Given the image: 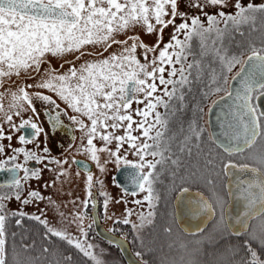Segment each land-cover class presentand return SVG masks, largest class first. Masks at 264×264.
<instances>
[{
  "label": "snow or ice",
  "instance_id": "1",
  "mask_svg": "<svg viewBox=\"0 0 264 264\" xmlns=\"http://www.w3.org/2000/svg\"><path fill=\"white\" fill-rule=\"evenodd\" d=\"M227 3L228 0H203L202 3L201 0H191L190 7L200 9L206 17L205 25L199 15L188 16L178 12V0H0V87L6 82L5 78H11L13 75L19 77L23 73L30 79L40 76L34 85L29 84L27 88L35 87L53 93L74 113L70 120L82 132L81 146L77 151L87 153L101 172L104 167L100 164L98 154L105 152L114 158L118 168L123 162L126 167L132 169L130 177L133 190L124 191L132 196H136L138 192L145 193L142 200H133L132 203L137 206L146 204L148 210L146 214H136L139 222L135 223L129 219L134 210L126 208L123 219L118 222L125 225L132 223L133 230H139L145 223L152 222L156 203L160 199L154 187L158 180L157 166L169 159L175 166L180 164L179 157L172 159L170 155H166L171 152L170 141L165 142L167 119L157 109L163 107L169 110L174 99H178L182 106V89L191 90L194 81H202L207 76L205 97L225 93L220 99L227 98L231 101L221 123L222 139L217 142L209 134L208 141L222 150L224 156L240 157L251 162L238 164L230 159H221V170L226 176L232 169L253 174L249 181L240 182L243 186L238 199L243 202V210L235 216L232 223H226L222 212L220 223L233 230L237 236L242 230L247 232L251 239L259 238L264 246V112H258L257 106L252 103L254 99L264 96V46H252L250 52L239 54H229L223 47V39L230 32H239L242 25L251 24L254 27L258 15L264 17V4L256 6L248 3L244 6L240 0H236L234 14L222 10L215 14L203 11L205 6H219L223 9ZM168 16L170 18L166 20L165 17ZM177 16L181 19L179 24L175 23ZM221 24L224 25L223 28L220 27ZM170 25L173 27L171 39L160 48L163 30ZM136 26H141L149 35L157 32L159 26L156 43L152 46L137 43L138 37L134 36L125 40L115 38L117 34L125 33ZM181 35L183 39H180ZM194 39L198 41L199 59L194 57L188 62V57L194 56ZM129 40L132 41L131 44ZM113 45H120V51L112 52L102 59L84 61L79 67L76 66L75 61L91 54L84 51L87 46H102L103 51L96 52L95 55L103 56ZM138 48L144 50V62L137 58ZM76 53L79 55H74ZM150 53L153 54L151 59ZM68 55H74V60L66 71L60 70L64 67L63 64L60 69L53 68L48 60L49 56L63 58ZM45 63H48L49 67L41 72V66ZM236 65H240V71L233 75L231 80L239 79L240 83L239 87L233 90L228 74ZM245 66L248 67L247 71ZM3 99L4 94L0 93V101ZM34 99L59 107L50 96L42 92L30 95L24 86L19 87L17 92H11L10 113L5 112L0 104V113L3 114L0 118L10 125L13 132L31 129L30 136L19 137L20 144L32 143L42 131L31 119H23L18 126L12 123L13 115L20 116L27 110L25 105L35 113ZM133 103L143 107H137L133 113L130 111ZM81 117L86 118L88 123ZM134 117H139V120ZM50 120L59 123V116H52ZM118 131L123 134L117 135ZM203 132V128L189 125L187 133L178 142L179 151L183 153L187 150L191 154L190 142H196L199 147ZM97 138L103 142V147H96L93 141ZM3 139L11 141V136H5L0 128V140ZM113 142L115 150L108 147ZM125 145V152H130L136 160L129 161L120 155ZM13 151L23 155L25 164L29 160H35L37 163L43 160L36 152L25 151L23 148ZM48 151L47 147L43 149L44 153ZM3 152L4 147L0 145V154ZM206 156L207 165L214 166L216 156H220V152L213 156L209 150ZM15 160L16 155H13L8 160L0 161V171L12 174L8 184L0 185V188L6 186L13 190L11 193L0 192V264H7L6 214L2 202L13 196L20 201L23 191L21 181L40 178L39 170L16 164ZM9 161L13 162L11 167H8ZM49 162L57 163L61 167L67 163ZM72 162L82 167L87 175V197L82 202L83 207L87 208L92 195L93 177L86 164L76 160ZM20 171L24 172L23 177H19ZM59 175L67 173L61 172ZM206 183L211 185L213 181L206 179ZM180 191L186 193L189 189L181 188ZM101 195L105 197L104 207L107 209L109 198L104 192H101ZM197 195L193 215L203 213L211 216L215 214L216 208L223 209V201L216 198L214 192L208 199ZM43 198L39 192L30 191L28 199L22 203L28 204L32 200L39 201ZM31 218L40 221L49 233L66 240L69 245L93 260L94 264H102L90 251L93 247L91 244L85 246V241L48 227L47 221L40 220L39 216ZM83 219V213H77L74 217V220L81 223ZM252 221L256 223L253 225ZM80 231L82 236L87 235L82 226ZM243 247L246 256L241 258L239 264H264V259L248 241H245ZM135 255L139 257L141 253L137 252ZM14 264L20 262L14 261Z\"/></svg>",
  "mask_w": 264,
  "mask_h": 264
},
{
  "label": "trees",
  "instance_id": "2",
  "mask_svg": "<svg viewBox=\"0 0 264 264\" xmlns=\"http://www.w3.org/2000/svg\"><path fill=\"white\" fill-rule=\"evenodd\" d=\"M230 45L229 54L248 53L252 46L256 48L264 46V35H262V31H259L255 38L240 40ZM192 52L194 56H190L189 62L194 57L199 59V48L197 50L192 49ZM239 66L236 65L235 70L228 74L229 80ZM194 76L195 70L193 71ZM196 83L199 84L196 85ZM206 85L207 79H203L202 81H194L191 90L182 89L184 93L183 110L174 112L178 113V116L182 114L187 119V125L195 121L196 127L205 129L199 147H197L196 142H190L191 154L186 150L189 154L185 156L186 159L188 158V180L183 183H176L179 189L181 187L196 189L203 192L208 198H211L214 192L215 197L223 201L224 207L227 200L220 160L227 161L230 159L238 164L251 162L240 157L224 156L222 151L216 148V145L208 141L207 127L200 123V109L202 107L207 108L211 101L224 93L205 97ZM224 87L227 88L226 85ZM178 102H180L178 99H174L171 105L176 108ZM191 103H195V107L189 111L188 108ZM252 103L254 104V101ZM209 150L212 151L213 156H216L218 151L220 152V156H216L214 166H208L206 163V154ZM166 155H170L172 159L175 158L174 153L170 152ZM170 161L171 159L167 160L159 167L165 168ZM190 161L196 165L191 167ZM206 179H211L213 184H207ZM157 188L160 189V199L154 210L156 219L150 224L148 223L147 227H155L159 232L164 228H168L170 231L167 233L162 231L164 245L157 249V253L149 250L143 251L144 257L147 259L144 264H239L241 258L246 256V250L243 247L245 241H248L251 247L264 259V246L261 245L260 239H251L247 232L238 237L231 235L226 226L220 223L223 210L220 208H216L217 216L201 234H183L177 229L173 216L172 200L175 190L170 196L168 195L165 177L159 182ZM255 223L256 221L252 222L253 225ZM5 233L7 264H14V261H19L20 264H94L93 260L69 245L66 240L53 236L47 231L44 224L29 216L20 215L16 212L6 214ZM94 247L101 253L97 258L102 264H125L120 256L114 257L107 253V248L103 245ZM154 256H156L155 259H152Z\"/></svg>",
  "mask_w": 264,
  "mask_h": 264
},
{
  "label": "rangeland",
  "instance_id": "3",
  "mask_svg": "<svg viewBox=\"0 0 264 264\" xmlns=\"http://www.w3.org/2000/svg\"><path fill=\"white\" fill-rule=\"evenodd\" d=\"M234 1L236 2V0ZM202 2L203 0H201V3ZM240 2L244 6H246L248 3H252L253 5H256V6L264 4V0H240ZM190 3H191V0L188 1L187 7H189V9H191L192 11L198 10V8L190 7ZM168 11L169 13L171 12L170 7ZM194 14L198 15L197 13H194ZM168 17H165V19H167ZM258 19H259V15H258V18L255 24L259 23ZM201 20L206 25V17L204 16L201 17ZM175 23L179 24L178 22H175ZM248 27H252V25L251 24L243 25V28H242L243 32L246 31ZM221 28H223V26H221ZM158 30H159V26H157V32ZM157 32H153L152 34L149 35L145 33L144 29L141 26H136L135 28H131L127 30L125 33L117 34L115 38L117 40H125L129 36H134V37H138L137 43L142 42L143 44L147 46H152L157 41ZM172 32H173V27L171 25L163 30V42L160 44V48H163L164 44L169 42V40L171 39ZM240 36H244V34H241ZM180 39H183L182 35L180 36ZM238 41H240L238 37L229 38L228 36H225L223 39V47L228 52L231 46L230 44L232 43L233 45L234 42H238ZM131 43L132 41L129 40V44ZM197 48H199L198 41L194 39L192 41V49L197 50ZM84 51L87 53H91V54L84 55L80 60L75 61L77 67H79V65L83 63L84 61H94V60L102 59L104 57H107L112 52H119L120 45H113L111 48L108 49L107 52L103 53V56L95 55L96 52L103 51L102 46L100 47L87 46L84 49ZM158 51L159 49H157V53ZM136 54H137V58L140 59L141 62H144L143 61L144 50L142 48H138ZM74 55H79V53H76ZM74 55H68L63 58H53L49 56L48 60L50 61V64L53 68L60 69V65L63 64L64 67L60 70L66 71L68 67H70L71 62L74 60ZM152 55L153 54L151 53L149 54V59L152 58ZM189 58L190 56L188 57V62H189ZM65 61H68V63H65ZM47 67H49L48 63L43 64L41 66V72H43V69ZM235 68L236 67H234L232 71H234ZM39 79H40V76H36V79H30L28 78L27 75L23 73L19 77L13 75L11 78H5L6 82L4 83L3 87H0V93L4 94V99L2 101H11V92H17L19 87L24 86L25 90L28 91L30 95L36 92H42L44 95L50 96L52 100L56 101V103L59 104V108H61L62 112L69 115V120H70V117L74 115V113H72V111L68 109L67 106L53 93L48 92L47 90L38 89L35 87L27 88V85L29 84L34 85ZM204 79H207V76H205ZM198 84L199 83H196V85ZM36 102H39V100H35V99L33 100L34 106H36L37 104ZM10 103L11 102L7 103V105ZM179 106L180 108L183 107V105L181 106V102H178L176 107H179ZM137 107L142 108L143 105H137L133 103L130 111L134 113V110ZM194 107H195V103H191L188 110L191 111L194 109ZM3 108L5 112H9V113L11 112V110L9 109V106L6 109L4 106ZM162 108L163 107H159L157 111L160 113ZM134 118L139 120V117H134ZM23 119H24V115L23 116L13 115L12 123H14L15 125L16 124L18 125L21 123L20 121ZM81 119H83L86 124L88 123L86 118L81 117ZM70 122L72 121L70 120ZM0 123H2L1 120H0ZM75 126H76V139L74 141L72 151H75V153H77V156H82L93 163L94 171L93 173H91L93 177L92 184L94 185L95 188L98 189V191H100L99 193L104 192L107 194V197L109 198L108 206L106 209L107 216L109 217V219H112V220H115L117 218H123L125 209L128 208V209L134 210V214L131 217H129L130 221L138 223L139 221L137 220L136 214L140 212H144L146 214L148 210L147 205H144L145 207L139 208L137 207V205L132 203L133 201L132 196L124 195V196H120V198L118 197V191L117 189L114 190L115 184L113 182V174L117 168V165L114 162V158H111L107 152L98 154L100 156V164L103 165L104 167V171L101 172L100 169L97 167L96 163L90 160L87 153H82V152L77 151V149L81 146L82 132L78 130L77 125ZM4 128L5 130H7L6 131L7 133H12V143L14 145L18 144L17 147H21V145H19L20 143H18L19 138L17 137V131L13 132L9 125ZM109 131H111V129H109ZM116 134L122 135L123 133L122 131H118ZM134 134L139 135V133H134ZM165 134H166V140L167 142L170 141L171 146L177 143L178 135H180L178 133L177 128H175L174 126H167L165 130ZM172 138H175V139H172ZM93 142L97 148L104 146L103 142L99 140L98 138L95 139ZM84 144H86V138L84 139ZM27 146L30 149V151H35V150L37 151L38 149L43 147L42 139H39V140L34 139L32 143L27 144ZM17 147H13V149H17ZM108 147L111 150H115V142L108 145ZM126 148H127V145H125L124 148L121 149L120 155L125 156L126 159L129 161L136 160V157L131 155L130 152H127V153L125 152ZM13 149H12V154H16L13 151ZM73 156L74 155H72L71 153L69 154L64 153L61 155L58 154L57 156H55V158L52 161H61V162L67 161V163H64L61 167L57 163L52 162L53 165L51 166L50 170L39 173V177H40L39 179L31 178L26 182L22 180L21 183H22L23 191L21 194V200L17 201L13 196L12 198L5 200L2 203L4 204V207H5V214L16 212L19 214L23 213V215H26L29 217L39 216L40 220L47 221L48 227L54 228L58 231L66 232L68 235H70L74 239L85 241V246L87 244H91L93 247L90 249V251L93 253L94 256L98 257L101 255V253L94 246L98 247L99 245L93 244L90 240L91 234L89 233V230H87L88 219L86 218V215L84 212L85 208L83 207V204H82V202L87 197V193L85 191V188H86L85 182L87 179V175L81 174L75 168V166L71 164L70 158ZM148 159L151 160L153 158L148 157ZM105 161H109V162L105 163ZM121 164H123V162H121ZM146 170L147 169H145V171ZM61 172H66L67 175H59V173ZM9 191L11 193L13 190L10 189ZM30 191H37L44 198L39 201L32 200L28 204L22 203L23 200L28 199V192ZM117 201H120V203H117ZM77 213L84 214V219L82 223L78 220H74V217L76 216ZM147 224L148 223H145L144 227H147ZM81 226L84 228V231L87 233L86 236L81 235V231H80ZM131 226H132V223H130V227Z\"/></svg>",
  "mask_w": 264,
  "mask_h": 264
},
{
  "label": "flooded vegetation",
  "instance_id": "4",
  "mask_svg": "<svg viewBox=\"0 0 264 264\" xmlns=\"http://www.w3.org/2000/svg\"><path fill=\"white\" fill-rule=\"evenodd\" d=\"M188 1L189 0H178V12L186 13L188 16H195L194 13H197L200 17H203V14L200 12V9L192 11L191 9H189V7H187ZM234 4H235L234 0H228L227 6L224 7L223 9H221L219 6H217V7L205 6L203 11L207 12L208 14H215L216 12L222 10L225 13L234 14V12H235ZM169 18H170V16L167 19H169ZM258 21H259L258 24H255L254 27L253 26L248 27L247 30L244 32L242 30V28H243V25H242L240 27L239 32L232 31L226 36H228L229 38L238 37L240 40H246V39H251L253 37L255 38L257 36V32H259V31H262V35H264V17L259 16ZM175 22H178V23L181 22V19L179 16H177ZM221 26L224 27L223 24H221L220 27ZM241 33L244 34V36H240ZM253 101H255V99ZM9 102H11V101H0V104H3V106L6 109L9 106V104L7 105V103H9ZM36 103H37L36 106H34L35 113H33V111L31 109H28V106L25 105V109H27V110L24 111L21 115L22 116L24 115V119L25 118L31 119L33 123H36L38 125V127H40L42 129V131L39 133V135L36 136L35 140L42 139L43 147H41L37 151L36 150L31 151V152H36L38 155L42 156L43 157L42 162L37 163L35 160H29L27 162V164H25L24 163V157L22 154H17V155L12 154L13 147H17L18 144L14 145L12 143V133H7L6 132L7 130H5V128H4V127H7L9 124L4 123L2 118H0V120L2 122V123H0V127H2V129L4 128L3 132H4L5 136H11V141H9L8 139L0 140V145H2L4 147L3 154H0V161L8 160V158L11 157L12 155H16V160L14 161V163L22 164L29 169H37V170H39V173L50 170L53 163H50L49 161H52L55 158V156H57L58 154L61 155L64 153H66V154L71 153L72 155H74L73 157L70 158L71 164H73L74 166H75V164L72 161L75 160L76 158L84 159V160L90 162L88 159H86L82 156H77V153H75V151H72L73 150V144H74V141L76 139V126L72 122H70L69 115L63 113L61 108H59V107L56 108L54 105L45 104L42 101H39ZM210 104H209V106H210ZM55 105L59 106V104L56 103V101H55ZM209 106L207 108L202 107L201 109H203V111H201V109H200V115H201L200 123H202L204 126L206 125V127H207V111H208ZM178 111H182V109L180 107L174 108V106L171 105L169 110L162 108L160 113H161V115L166 116L167 126H174L175 128H177L178 133L180 134V135H178L177 143L173 146L170 145L171 153L175 154L174 159L179 157L180 164H179V166H175L170 161L167 163V166L165 168L163 166L159 167V165H158L157 169H156V172L158 174V180L154 185L155 190L160 195V189H158L157 186H159V182L162 180V178L165 177V186H167L166 192L168 193V195L170 196L173 193V191L175 190L174 191V197L172 200V206H173L174 198H175L176 194L180 192V189L181 188H187V187H181L179 189V187H177L178 185L176 182L183 183V182L188 180V169H187L188 168V158L186 159L185 156L189 155V154L187 153V151H185L183 153H181L179 151L178 142L187 133L189 125H187V119L182 114H180V116H178V113H174V112H178ZM30 112H32V113H30ZM2 115L3 114L0 113V117H2ZM33 115H34V117H33ZM57 115L59 116V123L52 122L50 120V117L57 116ZM193 117H195V115H193ZM190 125L195 126V121L191 122ZM24 130H27V131H24ZM207 131H208V127H207ZM28 133H31V129H26V128L20 129L17 131V137L19 138L21 135L28 136L29 135ZM204 134H205V129H204V132L202 133V135H204ZM208 135H209V131H208ZM165 142L168 143L166 140V134H165ZM19 145H21V147H17V148H23L25 151H30L27 144H19ZM45 147L48 148V150H49L48 153L43 152V149ZM12 163H13L12 161H9L8 167H11ZM90 163L92 164V171L90 173H93L94 165L92 162H90ZM190 164H191V167L196 165L194 162H191V161H190ZM123 165L124 164H121L120 166H123ZM75 168L81 174L86 175V173L79 170L76 166H75ZM117 169H118V167L116 168V170ZM116 170H115V172H116ZM115 172H114V174H115ZM114 174H113V182L115 184L114 190L117 189L118 197L120 198V196H124V195L132 196V195L127 194L124 190L121 189L120 186H118V184L114 180ZM18 175H19V177H23L24 172L20 171L18 173ZM94 182H96V181H94ZM224 183H225V178L223 181V185H224ZM94 184H96V183H94ZM174 187H176V188H174ZM188 189H191V188H188ZM9 190H10V188H8L6 186L3 188H0V192H4V193H10ZM191 190H196V189H191ZM197 191H199V190H197ZM224 191H225V188H224ZM99 192L100 191H98V189L95 188L94 185L92 184L91 199L89 200L88 207L84 209L86 218L88 219L87 230H89V233L91 234V238H90L91 242L95 245H97V244L103 245L104 247L107 248L106 249L107 253H109L111 256H114V257L120 256L121 260L124 262L123 257L121 255V252L118 249V247L109 241L101 239L96 234L95 224L93 223V215H92V212H93V194H95L96 204H97V216H98V221L100 222V224L104 227V229L107 232H109V233H111L117 237H120L121 239H124L127 242V244L129 246L132 254L134 255V257L137 258L141 263L144 264V262L147 261V259L144 257L143 251L149 250V251H153L154 253H157V249H160L164 245L163 244L164 237L162 236V231L167 233L168 231H165V229H168V228L162 229L161 232H159L155 227H143V228H140L139 230H133V227L132 226L130 227V223L125 225L123 223L118 222V221H121L123 218H117L115 220L109 219V217L107 216V211L104 207L105 197L102 196L101 193H99ZM144 195H145V193L138 192V194L136 196H132V200H142ZM225 195H226V192H225ZM226 200H227V195H226ZM144 205H146V204H144ZM144 205L137 206V207H139V208L145 207ZM223 209H224V207H223ZM173 216H174V206H173ZM216 216H217V212L215 210L214 218L210 221V223L213 222V220L215 219ZM155 219H156V214L152 218V221H154ZM174 221L176 223L175 216H174ZM210 223L207 225V227L210 225ZM89 225H91V227H89ZM176 226H177V223H176ZM207 227L205 229H207ZM177 229L180 232H182L183 234H185L178 226H177ZM201 233H198V234H201ZM185 235H188V234H185ZM137 252L141 253V255L139 257H137L135 255ZM155 257L156 256L152 257V259H155Z\"/></svg>",
  "mask_w": 264,
  "mask_h": 264
},
{
  "label": "water",
  "instance_id": "5",
  "mask_svg": "<svg viewBox=\"0 0 264 264\" xmlns=\"http://www.w3.org/2000/svg\"><path fill=\"white\" fill-rule=\"evenodd\" d=\"M247 70L248 67L245 66V71ZM239 71L240 68L238 69L237 72ZM229 82L232 84L233 90L239 87V83H240L239 79L235 81L230 79ZM224 95L225 93L221 96ZM221 96L217 97L214 100L217 103L215 104L213 102L211 103L207 111L208 131L209 134L212 135L213 139L216 140L217 142H219L222 139L221 123L224 120V112L227 108V105L231 103V101L228 100L227 98L223 100L220 99ZM254 103L257 106L258 112H264V96H261L259 99H255ZM28 134H29L28 136L31 135V133ZM75 160L80 161L81 164H86L89 167L88 168L89 172L92 171V164L90 162L80 158H76ZM75 166L79 170L84 172L82 167H79L77 164H75ZM131 172L132 169L123 165L120 166L114 174V180L118 184V186H120L122 190L127 189L128 192H131L133 190L131 184V177H130ZM11 175L12 174L7 171H0V182H1L0 185H7L11 179ZM252 178H253V174L251 172H241L235 169L230 170L229 175L227 176L225 175L224 188L227 195V203L224 206L223 215L225 217L226 223H232L234 221L235 216L240 211L243 210V202L240 199H238L240 195V189L243 186L240 182L241 181L247 182ZM197 194L203 196L205 199H208V197L205 196L202 192L189 189V191L186 193H182L181 191L177 193L173 201L174 216L176 219L177 226L185 234L188 235H196L198 233H201L207 227V225L210 223V221L214 218L215 215L214 214L209 216L203 213L198 215H193V209L195 207L194 202L198 199ZM93 203L95 204V206L93 207L92 215L95 220L94 224H95L96 234L101 239L115 244L120 250L123 260L126 264H143L137 258L134 257L127 242L124 239H121L120 237H117L107 232L104 229V227L100 224L97 216V204H96L95 194H93ZM227 230L231 235L238 237L237 235H235L233 230L229 228H227ZM244 233L246 232L241 230L240 235Z\"/></svg>",
  "mask_w": 264,
  "mask_h": 264
}]
</instances>
